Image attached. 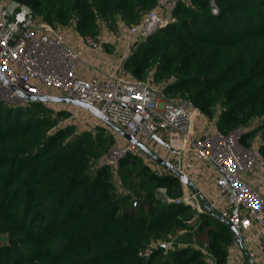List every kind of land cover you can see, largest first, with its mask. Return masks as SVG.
<instances>
[{"label": "trees", "instance_id": "obj_1", "mask_svg": "<svg viewBox=\"0 0 264 264\" xmlns=\"http://www.w3.org/2000/svg\"><path fill=\"white\" fill-rule=\"evenodd\" d=\"M55 28L75 24L99 37V21L115 30L138 24L157 0H13ZM214 8L217 12H214ZM104 48H108L104 45ZM125 70L156 83L175 78L165 94L190 101L228 134L248 129L242 143L261 138L264 158V0H186L173 21L129 57ZM70 117L43 103L0 102V264H208L194 246L166 249L155 242L188 232L189 242L226 264L235 233L202 202L167 204L183 195L181 179L152 169L139 154L120 160L121 182L137 173L133 192L99 161L115 143L104 126L81 134ZM145 155V154H144ZM125 188V187H124ZM198 215L197 218H195ZM195 218V219H194ZM193 224H189L190 220ZM192 243V244H193Z\"/></svg>", "mask_w": 264, "mask_h": 264}, {"label": "built area", "instance_id": "obj_2", "mask_svg": "<svg viewBox=\"0 0 264 264\" xmlns=\"http://www.w3.org/2000/svg\"><path fill=\"white\" fill-rule=\"evenodd\" d=\"M184 1L157 0L156 7L138 24L119 23L115 30L99 21V37L95 40L80 36L75 24L58 29L37 18L29 7L0 0V102L29 103L23 95L75 99L100 111L188 178L186 158L188 164L201 158L214 172L217 196L212 200L201 189L199 193L213 213L238 233L228 248L226 264H264V158L260 136L245 146L242 139L248 129L238 127L223 134L216 119L205 116L190 101L167 98L165 90L175 78L156 83L150 75L141 81L124 67L143 42L173 21L176 5ZM104 45H112L115 51L109 53ZM82 66L94 76L81 75ZM93 122L95 127L105 125L95 116ZM156 142L166 149L167 155L152 148ZM130 154L143 152L118 134L99 161L113 168L117 186L119 162ZM159 167L157 170L162 173H172ZM183 185L182 196L171 198L166 188H159L158 198L167 204L192 206L202 213L199 193L187 191L189 187ZM193 222L192 219L188 223ZM176 238L153 243L145 255L160 245L166 249L194 246L205 254L208 264H217L205 248L181 244Z\"/></svg>", "mask_w": 264, "mask_h": 264}, {"label": "rangeland", "instance_id": "obj_3", "mask_svg": "<svg viewBox=\"0 0 264 264\" xmlns=\"http://www.w3.org/2000/svg\"><path fill=\"white\" fill-rule=\"evenodd\" d=\"M82 69L84 70L87 68L85 66H82ZM88 71L91 72V70H88ZM50 108H52L56 112L66 110L67 112L70 113V117L66 121H63L61 123V126L74 125L77 128V132L79 134L86 132V131H93V129L95 128V124L93 122L94 115H92L89 111H87L83 108H80L76 105H71V104H51ZM107 130H111V129L107 128ZM112 132H114V131L112 130ZM116 133L117 132H114L113 134L118 136V134H116ZM115 135L113 136L114 139H115ZM124 141H127V139L124 138ZM153 145H152V148H154L155 150H156V148L160 149L161 152L163 151L162 152L163 155H167L166 149L163 148L158 142L154 143ZM140 155L143 157L144 162H146L148 165H150L152 167V169L157 170L158 168H160L159 165L156 164L155 162H153L151 160V158L149 156H147L146 154L144 155V153H143ZM193 162H194L193 167L190 170L192 181L195 182L196 184H197V182L198 183L200 182L199 183L200 185L206 183L207 186L210 187L213 192H215V189L213 187V185L215 186V183L213 182V184H212L210 182L212 180L209 178L211 176L210 173L212 171V168H206V163H204V161L201 158H196ZM166 170L168 171V169H166ZM140 180H141V177L137 173L133 174L130 178H125L123 182H121V180L119 178L118 182H120V183H118V187L119 188L123 187L122 188L123 191H125V189H126L127 191H130L132 193L133 190H135L137 188V186H138L137 182H139ZM203 188L205 189V187H203ZM173 237H175V235ZM176 237H177L176 238L177 242H179L181 244L191 243V242L187 241L190 238V237L188 238V234L186 235V234H180L179 233L176 235ZM5 240H6L5 236L0 235V246L5 244Z\"/></svg>", "mask_w": 264, "mask_h": 264}, {"label": "water", "instance_id": "obj_4", "mask_svg": "<svg viewBox=\"0 0 264 264\" xmlns=\"http://www.w3.org/2000/svg\"><path fill=\"white\" fill-rule=\"evenodd\" d=\"M23 96L28 102H32V103L71 104V105H76L80 108H83V109L89 111L92 115H94L96 118H98L100 121H102L105 125H107L112 130H114L115 132H117L118 134L123 136L129 142L136 145L144 154L149 156L153 162H155L156 164H158L161 167L169 169L172 173H174L176 176H178L181 179L182 183H184L187 187L191 188L194 192L199 193L197 186L187 176L182 175L179 172H177L176 168L174 167V165L172 163H170V162L166 161L165 159L161 158L160 156H158L155 152H153L150 148L145 146L142 142L135 140L128 133H126L121 128L116 126L107 117H105L103 114H101L100 111L93 108L92 106H90L84 102H80L78 100L71 99V98L55 97V96H43V97H36V96H31V95H23ZM199 196H200L202 202L207 206L206 200L203 197V195L201 193H199ZM207 208L212 214H215V213H213V211L208 206H207ZM221 219H222V221L226 222L225 219H223V218H221ZM233 231H234L235 235L237 236L238 233L235 230H233Z\"/></svg>", "mask_w": 264, "mask_h": 264}, {"label": "crops", "instance_id": "obj_5", "mask_svg": "<svg viewBox=\"0 0 264 264\" xmlns=\"http://www.w3.org/2000/svg\"><path fill=\"white\" fill-rule=\"evenodd\" d=\"M108 46V48H105L106 49V51H108L109 53H113L114 51H115V49H114V47L112 46V45H107ZM115 62H116V60H115ZM82 69V68H81ZM94 72H89L88 71V69H82L81 70V75H84V77L85 78H89V77H91V76H94ZM194 160V159H193ZM188 161H189V159H188V157L186 158V160H185V162H186V164H185V169H186V171H187V173H188V175H189V178L191 179V168L193 167V164L194 163H189L188 164ZM192 161V160H191ZM201 162V161H200ZM202 163V162H201ZM206 168H210L207 164H206ZM214 172H213V170L211 171V176L209 177L212 181H210L212 184H213V182L215 183V176H214V174H213ZM192 180V179H191ZM195 183V182H194ZM200 183V182H199ZM198 182H197V184L195 183V185L198 187V189H201L203 192H204V194H207V196L209 197V198H211L212 200H213V198H215L216 196H217V193H216V188H215V186L213 185V187H214V189H215V192H213L212 190H211V188L210 187H208L207 186V184L206 183H204V184H202V185H200ZM205 187V189L203 188V187ZM183 189H184V185H183ZM187 191H193L191 188H188L187 189ZM194 192V191H193ZM180 234H189L188 232H180ZM176 237V236H175ZM184 244H186V243H184Z\"/></svg>", "mask_w": 264, "mask_h": 264}]
</instances>
